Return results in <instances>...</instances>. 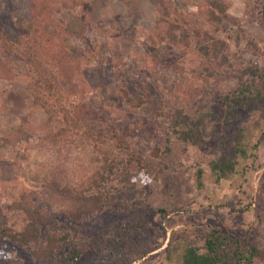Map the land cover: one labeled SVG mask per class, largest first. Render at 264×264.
<instances>
[{
    "label": "rangeland",
    "instance_id": "374dc122",
    "mask_svg": "<svg viewBox=\"0 0 264 264\" xmlns=\"http://www.w3.org/2000/svg\"><path fill=\"white\" fill-rule=\"evenodd\" d=\"M170 23L187 32L186 42L165 36ZM1 30L0 226L18 231L26 217L17 203H28L47 217L41 243L52 230L82 236L81 264H182L185 239L220 227L242 238L252 232L263 256L251 264H264V102L240 101L225 122L216 98L242 83L263 85L236 62L241 56L264 66V0H0ZM199 32L227 42L218 60L231 55L232 65L203 56ZM205 105L214 116L202 143L183 149L174 141L166 151L175 108L194 113ZM66 115L72 121L65 123ZM239 128L247 155L218 179L208 161L235 157L231 141ZM130 152L148 164L131 171L138 185L112 191L101 211L77 230L69 227L54 185L91 194L103 156ZM136 223L142 248L129 245L126 255L116 233L132 234ZM0 248L8 264L61 259L36 257L34 245L18 244L1 228Z\"/></svg>",
    "mask_w": 264,
    "mask_h": 264
},
{
    "label": "trees",
    "instance_id": "16d2710c",
    "mask_svg": "<svg viewBox=\"0 0 264 264\" xmlns=\"http://www.w3.org/2000/svg\"><path fill=\"white\" fill-rule=\"evenodd\" d=\"M220 5V4H219ZM225 8V7H224ZM217 5V9L225 11ZM11 21V20H10ZM8 19L6 23L12 28V24ZM175 31L178 34H175ZM4 32L0 31L1 34ZM27 36V31L19 30ZM171 36L173 41L185 42L188 40L189 35L179 25L170 23L165 31V36ZM196 42L198 44V50L203 56H208L212 53L216 62L220 65L226 62L228 65H232L229 56L225 55L223 60H218L223 50H228L227 42L213 37L207 33H197ZM252 45L254 43L250 42ZM236 64L243 65V73L250 76H254L257 80L262 82L261 89L254 88L253 82L242 83L236 90H228L217 95V100L223 105V112L221 119L231 121L235 118V113L239 106V102L247 104L254 99H262L264 102V66H259L258 63L246 64L243 57L237 58ZM33 62V60H32ZM216 70H212L209 74H214ZM53 77V76H52ZM55 80V79H54ZM56 81V80H55ZM36 97V96H35ZM131 101V99H129ZM36 103L45 105L43 101H40V97H36ZM172 119L169 120L167 127V144L166 151L170 152V144L176 141L182 144L183 149L187 145H198L202 143L204 139V129L207 122L214 116V112L210 106L205 105V108L198 110L194 113L185 112L181 106L175 108L172 112ZM78 117V115H76ZM69 116H64V121L67 123ZM72 121V120H71ZM75 125L79 124L78 121ZM73 126L74 129L79 127ZM70 127V126H69ZM67 128V127H66ZM72 127L60 130V134L71 132ZM249 141L241 128L237 130L231 141V150L233 156L227 157L222 153L216 158L208 161L209 169L217 176V178L226 177L236 171V157H246L248 152ZM226 149V147H225ZM158 148H155L153 155H159ZM224 154V155H223ZM104 157L103 164L101 165V171L97 172L98 177L94 178L93 184L95 189L91 194L84 195L83 190H76L67 188L65 186L60 187L55 184L56 192L62 197L67 204L66 214L68 218L69 227L74 228L83 220L84 217L93 214L94 212L101 211L108 202L109 195L112 191L119 190L121 188L134 189L138 184L132 174V170L144 171L147 168V163L142 162L138 157L130 152L123 157H114L110 160L106 156ZM199 170V174H201ZM111 182V183H110ZM200 184V182H199ZM262 188L264 189V178L262 181ZM142 191V190H140ZM18 207L25 213V223L18 231H12L9 227L0 226L2 235L16 241L20 245H34L35 249L33 254L36 257L45 258H57L59 264H81L80 260L87 247L86 242H80L84 240L82 236H78L69 231L60 232L58 230L48 231L44 234L43 243L40 242V229L41 225L47 222V217L40 212L38 208H33L30 204L17 203ZM119 227L121 225L119 224ZM77 230L76 228H74ZM123 230L117 231L115 238L116 243H123V253L128 255L129 245L134 249L141 250V241L143 239L144 231L140 227V224L136 223L130 229L132 234H123ZM184 248L181 256L182 264H251L255 259L262 257V250L253 241V234L250 232L245 238H242L236 234L229 233L225 229L220 227H212L208 231L201 234L197 241L184 240ZM130 247V249H131ZM2 248V247H1ZM0 248V249H1ZM101 250L100 248H97ZM5 250L0 252V263L8 264L9 258H4Z\"/></svg>",
    "mask_w": 264,
    "mask_h": 264
}]
</instances>
